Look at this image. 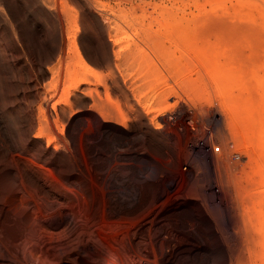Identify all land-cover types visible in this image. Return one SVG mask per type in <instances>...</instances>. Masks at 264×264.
Segmentation results:
<instances>
[{
  "label": "bare ground",
  "instance_id": "bare-ground-1",
  "mask_svg": "<svg viewBox=\"0 0 264 264\" xmlns=\"http://www.w3.org/2000/svg\"><path fill=\"white\" fill-rule=\"evenodd\" d=\"M180 91H213L229 132L218 148L210 127L196 134L207 106L184 100L185 147L223 162L240 203L235 232L211 215L218 244L202 226L204 240H175L134 218L155 186L138 161L170 157ZM111 165L123 187L108 202ZM210 247L215 264L223 248L228 264H264V0H0V264H210Z\"/></svg>",
  "mask_w": 264,
  "mask_h": 264
},
{
  "label": "rangeland",
  "instance_id": "rangeland-1",
  "mask_svg": "<svg viewBox=\"0 0 264 264\" xmlns=\"http://www.w3.org/2000/svg\"><path fill=\"white\" fill-rule=\"evenodd\" d=\"M154 80H155V83L157 82L156 84H160L159 83L160 82V78H154ZM170 80H171V83L175 84V81H173V79L170 78L169 81ZM180 94H182V99L183 100L180 99L179 103L176 104V107L175 106H174L175 108L173 107L174 110L176 109L177 113H175V117L173 118V121H171L173 124L170 122L169 123L170 126L169 125L167 126V128L169 130L170 129L172 131L174 130L173 131V132H175L174 136H177V137L173 136L172 137L173 139H171L172 143L173 142H175V143L172 144L171 142L170 143L166 142L167 144L163 145V147L165 146L164 148L169 149L170 152H172V150L174 148L172 153H175V154H172V153L169 152L171 155H170L169 158H165V161L167 159L166 162L164 161L163 157L162 158L160 157V156H162L161 155L162 153L159 154L158 159H161L162 161H164V163H162V162L160 163V161L158 162L157 159L155 160L154 158H153L154 160L153 159L152 160H149V159H143L142 160L141 159L140 161H138V166H140V167L143 166V167L148 169V170L144 169L146 172L148 171L146 173V175L148 173H151L152 176H150V174L147 175V176L148 177L150 176L149 178L152 179L153 183L155 182V184H153V186L154 185L155 186L154 187H150V188L148 187L149 189L147 188V191L148 190H150V191L146 192V196L145 197L147 198V200L149 198V201L146 202L147 204H145V206H144V211L142 213L137 214V216H135L134 218H135V221H137V222H140V223L143 222L144 225H145L144 229L145 228L147 229V233H148V231H150V234L153 235V236H159L160 235L159 237H162V236H164V237L165 236L172 237L173 234H174L173 238H176L175 240H178L180 237L181 238L182 237L183 238H188L189 237V238H192V239H195V240H201L202 241L206 237L204 238L203 235L201 236L200 233L198 232V230L200 232L202 230H208V231H205V232L208 233V234L210 233L209 236H212L211 238L213 239V240L212 239L211 240L217 242V244H218L219 242H221L220 241L221 238L222 239H224V238L222 237L221 232L219 230L218 231L216 230L217 226L215 225V221L213 219V216L218 214L217 216L221 217L222 220L220 219V217H219V219L221 221H223V223L227 222L224 225H227L228 222L229 223L231 222L230 223L231 232H233V231L235 232V229H233V225L231 226V224L234 221V217H233L234 214H235L236 219L239 218V214L237 215V212L239 210L238 208H239V205H240V203L238 201V196L236 195V192L232 189L233 188L232 186H230L231 188H229L230 192L228 191L227 192L228 194L226 193V190H228V189L224 185V183H222V182H225V181L223 180V178L221 179V176L222 175L223 176L224 175L227 176L229 173L225 170L227 168H225L226 166L223 165V162H222V165H223V167L225 166L224 168L220 164L221 163L220 159H216V160H219V161L216 162V163L219 162L218 163L219 165L215 163V160H214L215 165H214V163H212L210 165L207 162V160H206V155L204 154L203 151H199L200 149L198 147L197 148L191 147L193 149L189 148L187 145L185 147V142H184L185 139L184 138H185V135H188L186 137L188 139L194 138V136L196 134L203 136L205 134L204 131H203L204 127H210L212 129V133H214V134L211 135V140L213 139L212 140L213 143L215 141V145H217V148H218L219 146L223 147V144H222L223 143V139H224L225 136L227 137V134L229 132H227L228 130L226 128L225 119L222 120V118H223L222 105L219 102V100H217L218 97H217V99L215 98L216 96H215V93L213 91L210 92V94H211L210 101H200L198 99H194V98L190 97L188 95V93H186L184 91H180ZM185 94H186V96H185ZM175 98H176V96H174V98L173 97L170 98V100H173ZM213 99H215V101ZM184 100L185 101L186 100L187 101L188 100L191 101L189 103L192 104L191 106L194 105L193 108H196L197 107L196 105L200 106L201 104H204V103H205L204 104L205 106H207V107L210 106L209 108L206 107L207 111H205V112L201 111V113H200V111H198V114H199L198 117L200 118V116H201L202 120L201 119L199 120L200 128L198 129V133H196V134L193 133L192 131H189L190 129L186 128L187 127V122H186L187 120L185 118L186 117L185 115L190 109H187V107H186V105L184 103ZM192 110L193 109L191 108V111ZM209 111H210V113H209ZM202 115H203V117H202ZM178 125H180L179 127L181 129L178 127ZM181 126L184 127V128H182ZM222 128H224V129H222ZM184 129L186 130L185 132L187 134H185ZM225 130H227V131H225ZM223 132H225L227 134L224 136L225 133H223ZM176 133H177V135H176ZM189 134H190V137H189ZM217 136H219L220 138L217 137ZM219 140H221V141H219ZM217 141L220 143V145H219V143ZM179 143L180 144L182 143V145H180ZM168 145H169V148H168ZM242 145H241V147L237 146L238 148L243 150L242 154L244 156V160L242 162H240V166H238V168L240 167L238 171H239V173L241 172L240 174L244 175L247 170L251 169L252 161H251V159L249 157V151H248L249 149H248V147L244 146V144H242ZM179 146L180 147L182 146V147H184V149H186V151L189 154V156H187V158L184 157V154L186 152L183 151V148H180ZM180 149H181V151H180ZM182 153H184V154L182 155ZM142 161H143V163H142ZM237 164H238V162H237ZM98 165H99L98 167H99V170H100L101 169V164H98ZM206 165H208V166L206 167ZM216 165L219 166V167L221 166L223 169L221 167H220L221 169L219 167H216L217 168V172H216V169H215ZM209 166H210V168H211V166H214V169H210ZM152 168H155V169H152ZM99 170H97V174H98ZM222 170L226 171L227 174L226 173L224 174V172H222ZM113 171H115V172H113ZM220 171L222 172V174L220 173L221 175H216L217 173L219 174ZM109 173H112V174H109ZM104 175H106V176L107 175L108 176L111 175V178H114L113 179V183H111V182L100 183V187H102V189L105 192H109V193H107L108 194L107 196L110 199V200H108V202H111V198H113L115 196H120V194H118V193H122L120 191L122 190L123 186L122 185H117V184H119V182L115 181V180H117L115 178V176L118 175V174H116V170L114 169L113 165H111L109 167V169L107 170V172ZM213 175H215V177ZM153 176L154 177L156 176V178H154ZM214 179H219L220 180V181L218 180L219 181L218 184L220 183L218 186L221 185V189L220 190H219V188L217 189V185H214V183H215ZM210 182H212V184ZM128 184L129 183H127V185L125 186L126 189L124 191H125V194H127V195L129 194L128 197L130 198V202H131L132 201L131 200L132 196H135L136 190H135V187L133 185L132 186L130 185L131 182H130L129 186H128ZM223 185H224V187H222ZM225 187H226V190H225ZM112 188L114 190H117V191H114ZM119 189H121V190H119ZM196 189H197V191L199 193L196 191ZM112 190H113V192H112ZM211 190H213V191L211 192ZM221 190L224 191V192H222ZM231 191H234L235 194L232 192L234 194V195H232ZM110 192H111V194H110ZM201 192H203V193H201ZM193 193H196V194H193ZM197 193L201 194V196H200L201 198L199 200L191 197V195H198ZM224 193L226 195H224ZM230 193H231V195H229ZM189 194H190V196H189ZM202 195L204 197H205V195H208V196H206L207 198L210 197L209 199H207L208 201L206 200L207 202L204 200V197H202ZM110 196H111V198H110ZM188 196H189V198H188ZM215 196H216V198H215ZM219 196H220V198H219ZM229 196H230V198H228ZM213 197L215 198V200H214ZM223 198H226V201H225L226 203L223 201V200H225ZM212 199H213L214 202L211 201ZM227 199H228V201H227ZM233 200H235V201H233ZM180 201L182 202L181 204H180ZM130 202H129V204H131ZM210 204H211V206H210ZM191 205L194 206V207H192ZM203 206H205V207H203ZM207 209H208L209 212L207 211ZM233 209H235L234 210V214L232 213ZM158 210H160L161 212L163 211V213L167 215L166 219H168V220H166L167 223L164 222V224H162V225L157 224V226H156V220H157V217H158V214H159ZM211 215H213V216H211ZM195 225H197V226H195ZM201 226H202V228H201ZM197 227H200L202 230H200V228L197 229ZM163 228H165V229L167 228V229L165 230ZM156 232H157V234H156ZM215 250H216V248L210 247L209 250H206V252H203L204 254L208 253L207 255H209V256H208V258L206 257V260L209 259L208 261H209L210 264H215L216 263L215 255H214V251ZM222 250H223L222 251L223 252L222 255L224 257V264H228L230 262V260H231L230 254L226 256V249L223 248ZM220 251H221V248H220ZM236 252L238 253L239 251H236ZM179 264H180V262H179ZM233 264H237V261L234 259V257H233Z\"/></svg>",
  "mask_w": 264,
  "mask_h": 264
},
{
  "label": "built area",
  "instance_id": "built-area-1",
  "mask_svg": "<svg viewBox=\"0 0 264 264\" xmlns=\"http://www.w3.org/2000/svg\"><path fill=\"white\" fill-rule=\"evenodd\" d=\"M234 156H235L236 158H238L237 151H236V152H234Z\"/></svg>",
  "mask_w": 264,
  "mask_h": 264
}]
</instances>
